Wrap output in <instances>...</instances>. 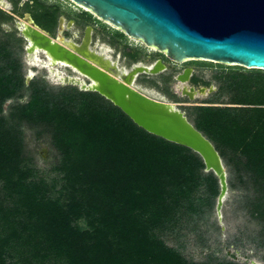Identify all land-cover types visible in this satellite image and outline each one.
<instances>
[{
    "label": "trees",
    "instance_id": "16d2710c",
    "mask_svg": "<svg viewBox=\"0 0 264 264\" xmlns=\"http://www.w3.org/2000/svg\"><path fill=\"white\" fill-rule=\"evenodd\" d=\"M9 1L15 15L31 14L55 36L59 6ZM13 21L0 9V264H239L189 262L160 237L218 199L219 179L203 158L145 131L97 92L28 81L25 41L3 28ZM220 90L228 106L211 105L216 99L188 107L187 116L214 143L231 190L243 193V210L259 227L252 243L264 255V73L231 72ZM26 96L5 114L8 101ZM26 126L50 134L57 197L28 163Z\"/></svg>",
    "mask_w": 264,
    "mask_h": 264
},
{
    "label": "water",
    "instance_id": "95a60500",
    "mask_svg": "<svg viewBox=\"0 0 264 264\" xmlns=\"http://www.w3.org/2000/svg\"><path fill=\"white\" fill-rule=\"evenodd\" d=\"M70 1L89 9L100 20L113 24L127 36L157 49L176 63L199 60L264 70V0ZM23 19L35 29L34 39L22 31L29 46L43 43L53 56L61 57L57 43H48V37H53L41 29L30 14H25ZM63 21L61 18L57 38L53 39L68 46L72 50L67 53L68 59H77L78 67L88 75L90 82L97 81L110 95L101 89L87 90L99 93L145 131L199 154L205 162V171L213 172L219 179L220 199L227 190V173L214 143L180 109L177 108L179 114L172 109L163 113L152 107L146 109L147 105L154 106V102L167 101L135 87L140 75L161 74L167 70L165 64L161 61L152 63L151 69L135 64L127 69L107 62L99 66L100 69L85 68L82 58L95 63L103 58L100 51L90 48L92 28L87 29L82 43L76 45L65 40ZM27 51L32 52V47H27ZM190 75V72L179 75L177 80L186 83Z\"/></svg>",
    "mask_w": 264,
    "mask_h": 264
},
{
    "label": "rangeland",
    "instance_id": "374dc122",
    "mask_svg": "<svg viewBox=\"0 0 264 264\" xmlns=\"http://www.w3.org/2000/svg\"><path fill=\"white\" fill-rule=\"evenodd\" d=\"M22 3L28 0H21ZM46 5H57L60 7L61 18L64 19L63 26L65 32L63 36L66 41L80 45L84 38L86 28H92V43L90 48L100 51L106 48L105 53L112 61L127 69L134 64L132 55H136L138 63L145 65L152 64L156 59L161 58L159 51L153 47L146 46L140 40L127 36L113 24L100 20L89 9L75 4L70 0H39ZM0 9L14 17L12 23H6L3 28L8 31H17L18 36L25 41V52L23 54L24 74L28 81L35 78L44 79L51 87H76L80 91H89L83 86L69 84L63 77H80L86 83H90L87 76H84L73 68L63 65H50L47 56L43 52L33 54L27 51L29 44L23 35V27L27 25L24 19L13 13V5L9 0H0ZM58 30L53 38H56ZM122 34L123 37L117 36ZM185 64H169L165 62L167 70L158 75H140L135 87L140 90L154 94L155 96L164 94L162 77L176 76ZM198 74L212 84L213 95L208 98L199 97L196 100H177L179 103L170 101L168 94L163 98L173 103L187 115L186 109L197 105H209L206 102L218 100L216 106H228L229 94H220V89L225 83L228 74L231 72L238 74H251L264 70L248 69L238 65L221 64L211 61H201L197 64ZM140 81V82H139ZM174 84V80L172 82ZM171 91V90H170ZM172 95V92H170ZM210 99V100H208ZM28 96L21 100L12 99L5 104V114L16 103H26ZM40 128L32 129L28 126L24 128L25 155L29 165L35 171V179H43L53 188V197L58 196L61 187V176L53 171L58 162V153L54 149L50 134L43 132L39 134ZM227 190L218 197L212 206L209 204L205 208L204 215H185L176 225L160 235L165 243L178 250L189 262L193 263H218L234 262L239 264H264L263 251L259 250L253 242L259 227L243 210V193L233 191L229 187V173L226 168ZM82 227L85 226L81 222Z\"/></svg>",
    "mask_w": 264,
    "mask_h": 264
},
{
    "label": "bare ground",
    "instance_id": "6f19581e",
    "mask_svg": "<svg viewBox=\"0 0 264 264\" xmlns=\"http://www.w3.org/2000/svg\"><path fill=\"white\" fill-rule=\"evenodd\" d=\"M23 30H24L25 34H27L29 36V38H33V39L35 38V36H34V30L35 29L32 26H30V25L27 24V25H25L23 27ZM42 36L43 37H48L45 34H43ZM48 38H49L48 39V41H49L48 43H57L60 51L62 52L61 57H55V56H53L45 48V45L43 43H41L40 45H34L33 43H31L30 46L32 47L33 54H36V53H38V52L41 51V52H43L47 56V58H48V60L50 62V65H52V66H54V65L67 66V67L73 68L74 70H76L77 72H79L80 74H82L84 76H88V75H86V73L84 71H82L78 67V61H77V59H74V60L68 59L67 53L72 51V50H70V48L68 46H66L63 43L57 41L56 39H53L51 37H48ZM105 51H106V48L105 47H102L101 50H100V56H102L103 58L101 60H99L97 63H95V61H93V60H90V59L89 60H86L85 58H82L83 61H84V63H85L84 64V67L85 68H98V69H100V67H102V65L106 64L107 62H111L114 65H118L117 62L112 61L110 59V56L107 55L105 53ZM76 57L79 58L78 55H76ZM139 65H141V64H139ZM147 66L149 67V69L152 68L151 64L150 65H147ZM63 80L66 83L80 85V86H83L86 89H93V90H95V89H101L105 94L110 95V92L106 88H104L100 83H98L95 80H92L90 83H86L83 80H81L80 77H70V76L63 77ZM110 81H114V80H110ZM184 87L187 88L186 87V83H182L181 88H184ZM157 96H159V95H157ZM139 97H142V96L139 95ZM152 104L154 106H151V105H147V106L144 105V106H145V108L147 107L148 109L150 107H152V109L154 111L158 112V113H163L164 111L169 112L168 111L169 109L174 110V113H178V114L180 113V111L177 109V107L173 103H170V102H165V101L164 102H162V101L159 102V101H157V102H154ZM170 113L173 114V112H170Z\"/></svg>",
    "mask_w": 264,
    "mask_h": 264
},
{
    "label": "flooded vegetation",
    "instance_id": "af4514ba",
    "mask_svg": "<svg viewBox=\"0 0 264 264\" xmlns=\"http://www.w3.org/2000/svg\"><path fill=\"white\" fill-rule=\"evenodd\" d=\"M24 3H22V1H21L19 6L22 7L24 5ZM12 5H13V3H12ZM13 8H14V5H13ZM25 14H29V13H24V16H25ZM60 19H61V17H60ZM60 19H59L57 30H59ZM87 29H88V27L85 30V35L87 33ZM64 32H65V29H64ZM85 35H84V38H85ZM52 37H54V36H52ZM56 38H57V35H56ZM91 39H92V33H91ZM82 41H81V43H82ZM91 43H92V40H91ZM97 52H99V51H97ZM159 54H160L161 58L156 59L153 63L161 61L164 64H165V62L169 63V64H174V65H176V64H182V65L185 64L184 67L182 68V70L176 76L170 75L172 77L170 84H166L164 82L166 77H162V79H161L162 83H163V86H164L163 87L164 88L163 96L167 94L166 86H170V90L172 92V96L168 94L170 101H173L174 103H179L181 100H183V98H185L188 101L196 100L199 97L208 98L209 96H211L214 93H216V91H214V88L212 87V84L209 83L208 81H206L202 76H200L198 74L197 69L199 68V66L197 64L199 62H201V61H199V60H188V61H185L183 63H176V62L168 59L167 56L164 53L159 52ZM132 63L134 65L135 64H139L138 61H134ZM140 64H143V63H140ZM143 65H145V64H143ZM187 72L191 73L189 80L186 82V87L187 88H185V87L181 88L182 83L177 80V77L179 75H183V74H185ZM173 80H174V84H172ZM137 82H138V80H137ZM159 96L163 97L161 95H159ZM177 100H180V101H177ZM208 100H210V99H208Z\"/></svg>",
    "mask_w": 264,
    "mask_h": 264
}]
</instances>
